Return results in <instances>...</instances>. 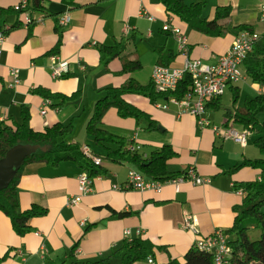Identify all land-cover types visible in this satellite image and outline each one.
I'll return each instance as SVG.
<instances>
[{"label": "crops", "instance_id": "obj_1", "mask_svg": "<svg viewBox=\"0 0 264 264\" xmlns=\"http://www.w3.org/2000/svg\"><path fill=\"white\" fill-rule=\"evenodd\" d=\"M200 1L205 2L202 15L209 19L217 6L230 5L229 24L248 25L263 41L264 21L260 16L264 0H184L186 4ZM20 2L0 0V7H15ZM46 4L51 14L43 17L41 23L25 26L24 15L6 18L0 56V123H20L21 111L26 108L33 130L43 131L57 123L72 124L67 141L80 148L86 145L93 153L96 149L85 141L90 138L93 142V138L80 133L82 129L86 132L94 104L103 95V89L118 87L130 77L148 84L152 82L156 65L183 67L187 57L178 49L173 34L163 31L167 19L187 37L189 58L210 65L216 64L230 49L235 37L234 33L210 37L192 30L178 18L167 16L159 0H72L71 5L48 0ZM141 5L153 20L138 16ZM64 14L70 16V21L60 26L57 19ZM19 20L22 23H17ZM11 25L15 26L10 28ZM59 40L57 53L47 55ZM103 46L110 47L113 53L106 65L101 60ZM53 58L56 62L68 63V72L62 77L51 75ZM126 61H137L141 68L120 74ZM143 66L146 73L140 78L137 73ZM12 69L20 71V80L9 86L7 78ZM243 75L244 80L230 84L220 97L223 108H227L222 101L227 91L238 97L237 103L230 107L234 111L245 100L264 94V86L248 85L249 79ZM38 87L64 95L66 99L45 100L33 91ZM244 88L254 96L243 98ZM125 99L148 114L158 127L150 129L144 119L122 118L112 108L103 117L105 129L123 137L129 149L145 157L169 145L176 156L168 161V171L179 173L193 168L199 177L208 181L203 184L186 181L178 186L165 183L159 193L115 190L112 186L124 185L129 169L137 170L147 179L148 176L130 163L102 159L99 174L104 177L98 179L94 177L98 173L90 174L91 191L77 205H70L69 200L79 194L77 177L83 169L81 166L73 161L56 166L28 164L17 185L19 208L26 210L36 205L47 212L31 220V231L21 237L0 211V256L11 249V256L1 264H59L68 259L72 250L74 258L80 260L103 259L119 250L124 240L135 237L149 240L154 245L153 264H162L169 259L181 261L196 239L231 228L233 209L241 204L243 196L235 186L260 178L259 171L249 166L232 171L243 161L259 157L256 147L248 140L241 145L224 138L227 127L241 128L231 121L225 125L223 110L209 108L204 113L210 121V112L222 111V127L210 121L215 125L201 128L195 116H177L174 106L167 110L158 107L163 101L153 104L138 94L126 95ZM258 120L264 121L260 116ZM212 127H217L218 133ZM112 174L117 177L112 178ZM118 212L127 214L120 216ZM186 217L197 220L198 234L184 229ZM127 230L129 235L125 234ZM136 264L149 263L144 260Z\"/></svg>", "mask_w": 264, "mask_h": 264}, {"label": "trees", "instance_id": "obj_2", "mask_svg": "<svg viewBox=\"0 0 264 264\" xmlns=\"http://www.w3.org/2000/svg\"><path fill=\"white\" fill-rule=\"evenodd\" d=\"M47 1L25 0L24 5L20 6L19 9L0 7V31H4L8 16L27 15L33 21L36 17H45L51 14L46 4ZM159 1L163 5L167 16L176 17L192 30L210 37H219L228 33H234L236 36L243 30L253 31L248 25L229 24L232 14L230 5L217 6L213 17L209 19L202 15L204 1L191 4H186L184 0ZM61 2L68 5L72 4V0H61ZM19 22L22 23L21 20L17 23ZM59 42L60 40L55 48L46 52V54H56ZM100 52L101 60L106 65L111 60L113 53H111L110 47L106 46L101 47ZM116 54L118 55V53ZM140 68L139 62L126 61L119 73L127 74ZM241 71L253 84L264 86V40H258L252 53L244 60ZM191 87V77L188 73H185L177 88L167 92H158L152 82L144 85L132 77L118 87L103 89V95L95 102L91 117L86 125V133L93 138V144L96 147L94 154L104 160L130 163L147 175L148 179L154 181L164 182L184 173L185 170L179 173L168 171V161L176 156L175 151L169 145H164L145 157L143 154L129 149L123 137L105 129L103 127V117L109 109L114 108L120 117L144 119L149 123L148 127L155 130L158 127L157 123L143 110L127 102L125 96L129 94L144 95L154 104L158 101L166 102L170 98L181 99L190 92ZM33 91L45 100L66 99L64 95L51 93L48 89L41 87L35 88ZM236 96L232 94L233 106L238 101ZM220 97L209 99L205 109L223 110V115L226 117L224 124L226 125L231 121L232 124L241 128V130H238L234 127L236 130H247L249 135L254 137V146L259 154L257 159L245 160L234 166L232 171L243 166H249L258 170L260 175L258 180L241 182L235 186L236 190L242 189L243 196L241 204L233 209L235 217L231 228L223 231L232 248L227 264H264V121L258 120V116L264 113V94H258L245 100L243 106L235 111L231 108H223L220 104ZM29 117V111L23 108L20 123L13 125L0 123V159L4 157L10 148L17 144L40 146L34 154L25 158L10 184L0 191V211L10 220L13 231L21 237L31 231V220L41 217L47 212L45 208L36 205L26 210H20L19 208L17 185L26 165L45 163L56 166L61 162L73 161L82 168L88 169L90 174L102 171L101 165V167H96L85 158L78 144L67 141L72 124L57 123L43 131H35L29 125ZM118 213L120 216L127 214L125 212ZM153 248L154 245L147 239L129 238L124 240L119 250L107 258L80 260L74 258L72 250L68 254V259L59 264H136L152 259L154 256ZM10 251L11 249L0 256V264L11 256ZM162 264H214V261L209 253L199 250L193 245L181 261L169 259Z\"/></svg>", "mask_w": 264, "mask_h": 264}, {"label": "built area", "instance_id": "obj_3", "mask_svg": "<svg viewBox=\"0 0 264 264\" xmlns=\"http://www.w3.org/2000/svg\"><path fill=\"white\" fill-rule=\"evenodd\" d=\"M24 3L25 0H21V2L15 6V9H19ZM138 16L153 20L143 9L142 5L138 12ZM23 18L25 26L32 23H41L43 21L42 16L36 17L33 21H31L27 15H24ZM260 20L264 21V3L261 6ZM69 21L70 16L68 14L59 16L57 19L60 26L66 25ZM163 31H170L173 34L178 49L187 58L181 68H175L168 65H156L153 68L151 75V80L155 89L158 92L175 90L185 73L190 75L192 87L190 92L185 94L183 98H170L168 101L158 104V107L167 110L171 106H174L176 108L175 111L177 116L183 114L195 116L197 118V123L201 128L209 127L211 126L210 121L204 116L207 101L211 98L222 96L225 89L230 84L244 80V75L240 67L248 55L252 53L254 46L259 40V34L249 30L240 31L234 37L230 49L218 58L216 64L210 65L201 60L189 58L188 39L178 27L171 24L170 19L165 21ZM4 40L5 31H0V56ZM53 59L55 62L53 61L51 75L55 78L62 77L68 72V63L65 61L56 62V58ZM19 80L20 71L18 69H12L7 78L9 86L17 84ZM212 129L217 133L219 131L217 127H212ZM223 134L224 138L232 139L234 142L240 143L241 145L246 144L249 136L247 130L238 131L232 126L227 127ZM81 150L85 158L94 166L98 167L102 164V158L95 155L88 146H82ZM94 177L102 179L104 175L98 173ZM116 177L115 174H112V178ZM77 181L79 194L69 200L70 205H77L81 199L91 191L92 178L88 169L83 168L81 170L77 177ZM186 181H190L194 184H203L208 180L199 177L193 168H187L184 173L164 182L147 179L137 170L129 169L124 185H113L112 188L115 190L154 191L159 193L165 183L178 186L180 183ZM238 192L243 194L242 189L238 190ZM183 227L194 234L199 233L197 220L194 218L186 217ZM137 232L139 234L141 233L140 230ZM125 234L129 235L130 231H125ZM194 245L199 250L209 253L212 256L214 264H227L232 252L227 237L222 231L218 230L196 239ZM147 262L149 264L153 263L152 259H148Z\"/></svg>", "mask_w": 264, "mask_h": 264}, {"label": "water", "instance_id": "obj_4", "mask_svg": "<svg viewBox=\"0 0 264 264\" xmlns=\"http://www.w3.org/2000/svg\"><path fill=\"white\" fill-rule=\"evenodd\" d=\"M39 148V145L17 144L6 152L0 159V191L10 184L25 158L34 154Z\"/></svg>", "mask_w": 264, "mask_h": 264}, {"label": "rangeland", "instance_id": "obj_5", "mask_svg": "<svg viewBox=\"0 0 264 264\" xmlns=\"http://www.w3.org/2000/svg\"><path fill=\"white\" fill-rule=\"evenodd\" d=\"M206 11V10H205ZM263 40H264V35H263ZM146 73V70H145V68H144V66L142 67V69L137 73V75H140V78H144V74ZM247 84L248 85H251L252 84V82L249 80L248 82H247ZM246 84V85H247ZM240 86H244V84H240ZM247 93V94H246ZM245 95L248 97V98H251V97H253L254 95L253 94H251L246 88H244V95H243V98H245ZM222 101H223V105L225 106V107H227V108H230V107H232L233 106V104H232V95L229 93V91H227V93H225L224 94V96H223V98H222ZM222 111H220L219 113H216V112H214V111H212V112H210L209 113V115H210V121H213V122H217L218 123V125H215L214 123V125L215 126H219V127H222L221 126V122H222ZM260 116V118L261 119H263L264 120V113H262L261 115H259ZM212 124V123H211ZM212 124V125H213ZM79 129H78V126H77V136H79ZM73 135V134H72ZM80 136H83V137H86V138H89L87 135H86V132L82 129V132L80 133ZM253 140H254V137H250V139H248V141H249V144L250 145H254V142H253ZM86 142H87V144L89 145V146H91L92 148H95L96 149V147L94 146V144H93V142L90 140V138H89V140H85ZM83 143L84 141H80V143Z\"/></svg>", "mask_w": 264, "mask_h": 264}]
</instances>
